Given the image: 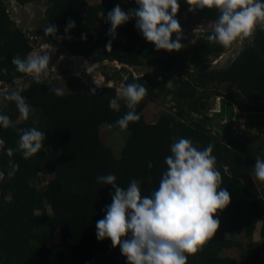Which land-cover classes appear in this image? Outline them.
<instances>
[{"label": "trees", "instance_id": "obj_1", "mask_svg": "<svg viewBox=\"0 0 264 264\" xmlns=\"http://www.w3.org/2000/svg\"><path fill=\"white\" fill-rule=\"evenodd\" d=\"M44 1L47 27L30 34L0 0V90L10 87L0 116V264H90L98 255L97 264H264V194L256 179L264 173V139H242L229 123L196 117L210 97L225 94L229 109L256 115L264 128V0L243 49L207 70L200 65L227 50L224 30L195 37L188 52L168 25L171 12L202 11L226 27L242 21V0L191 7L185 0ZM39 43L96 64L157 71L130 75L133 98L117 86L61 94L56 80L34 75L29 56ZM186 60L196 72L175 76ZM219 85L230 91H209ZM159 99L169 112L149 123L144 111ZM105 125L122 129L120 153L102 139ZM261 221L262 241H253ZM229 249L238 258L223 256Z\"/></svg>", "mask_w": 264, "mask_h": 264}, {"label": "rangeland", "instance_id": "obj_2", "mask_svg": "<svg viewBox=\"0 0 264 264\" xmlns=\"http://www.w3.org/2000/svg\"><path fill=\"white\" fill-rule=\"evenodd\" d=\"M88 1L90 5H98L102 2V0ZM185 1L187 5L191 7L192 3L195 0ZM8 3L9 12L12 16V19L17 20V26L23 28L26 32L34 34L39 28H42L44 26L47 27L48 22L45 21V13L47 12L46 10H48L49 5L44 0H38L26 7L18 6L15 0H8ZM240 6H242V8L244 9L243 19L239 23L231 24V27H224L212 21H207L204 18V14L202 11L192 9H190L186 13H181L180 15L179 13L174 14L171 12V18L168 25L171 29H173L174 32L177 33L180 40L185 41L187 47L186 50L188 52L192 49L195 43V37L201 36L206 31H216L218 29L224 30L223 35L227 46L226 52L222 53L219 56L211 57L209 58V60L207 59L203 64L200 65V68L203 70L219 67L221 68L226 63H230L237 56V54L243 49L245 39H250L253 36L252 34H254V27L257 21V16L259 14V1L242 0ZM142 8L147 11L149 8V4L147 2H144L142 4ZM83 11L87 12V9H83ZM98 28L104 29V26L101 22L99 23ZM115 37L126 42V38L122 33L116 34ZM40 48V50H35V52L32 53L30 57H33V55L38 52L41 57L44 54V56H46L48 60L45 61V59L42 57V63H39L38 65L35 64V70L38 72L35 76L36 78H42L43 80H56V86L58 87L61 94L73 92H89L88 90L93 87L96 81H99V84H104V82L106 81L107 84L103 86L104 88L117 86L120 89L122 95L134 96L136 95L135 87L128 86V88H126V82L128 81L130 75H133L135 79H142L144 76L153 75V73L157 71V69L153 67H147L146 70H135V68L114 62L112 63L110 61L96 64L92 60H89L85 57L74 56L69 52L68 49L60 48L57 45L48 46L45 43L41 44ZM61 51L63 53H61ZM56 59L59 60L60 65L56 63ZM83 59H87L89 61L85 62L83 61ZM56 64L57 72L50 73L56 68ZM49 66H51V68H47ZM195 69V65L191 64L189 60H186L175 69L174 74L177 77L179 75L186 76L189 70H191L192 72H196ZM112 79L116 81L118 80L117 83ZM169 86L173 87V84ZM9 90L10 87H6L0 90V115L4 109L3 96ZM218 90H220V92L224 91V93L230 91L225 85L214 86L209 91H211L212 93V91ZM142 95L146 96L145 93H143ZM223 95L225 94L210 97L208 101L210 104L209 107H207L204 111V115L201 114L196 117L202 118L205 117V115L206 117L210 118L216 117L213 115L214 113H211V111L213 110L212 108H215V103L220 101L218 97H221ZM228 110H230L227 112V118L229 121H232L231 117L233 116L235 117L238 126L242 125V122H247L248 129H250L249 131H251L253 134L263 133L264 128L262 127L261 120L256 115H243L241 113L236 115V113H234V109L231 106L230 109L228 108ZM164 112H169V108L167 104L163 103L161 99L156 100L155 102H151L144 111L145 120L149 123H156L159 115ZM32 115V113H29L27 115V121H31V118H33ZM24 119L25 116H21L19 123H23ZM101 133L103 137L102 139L107 143V145L116 149V153H120V150L123 147L125 141V136L122 132V129H111L105 125L102 127ZM1 146L2 143L0 141V148ZM2 177L3 174L0 171V181L2 180ZM52 178L53 177L51 176H47L45 180L38 182L39 187H45V185H47V183ZM257 184L261 187V191L264 194V173L258 176ZM47 210L49 213L52 212L49 207ZM257 230H261V225H259V227L257 226ZM257 232L258 231H255L254 237L252 238L253 241L261 240L260 237L256 235ZM55 243H60L59 233L57 234ZM234 255L238 258V253ZM101 259L102 256L98 255L90 264H97Z\"/></svg>", "mask_w": 264, "mask_h": 264}, {"label": "crops", "instance_id": "obj_3", "mask_svg": "<svg viewBox=\"0 0 264 264\" xmlns=\"http://www.w3.org/2000/svg\"><path fill=\"white\" fill-rule=\"evenodd\" d=\"M102 3V2H101ZM100 3V4H101ZM38 47H41V44L40 45H37ZM60 48H63L62 46H59ZM41 48H39V49H37V50H40ZM34 52H35V50H34ZM34 52H32V53H34ZM31 53V54H32ZM61 53H63V52H61ZM30 54V55H31ZM42 57L45 59V61L46 60H48L47 59V57L46 56H44V54L42 55ZM42 57H41V55H39V53L38 52H36L34 55H33V57H30L29 56V61L31 62V64H32V66H34L35 67V64H39V63H42ZM57 60V59H56ZM83 61H87V60H85V59H83ZM59 60H57V64L58 65H60L59 63ZM88 62V61H87ZM57 64H56V68L53 70V71H51L50 73H53V72H57ZM34 75H36V74H34ZM219 98V100L220 101H218V102H216L215 103V108L214 109H221L222 111L224 110V111H227L228 110V107H229V104H232L231 102H229L228 100H227V98L223 95V96H219L218 97ZM233 105V104H232ZM233 109H234V113H236V115H238V114H240L241 112H240V110L238 109V107L237 106H234L233 107ZM241 114H243V115H248V113H241ZM221 116H224V118H223V121L225 120L226 121V123H229L230 124V122H232V126H235V128L236 129H238V131L237 132H235L234 134L237 136H241V135H243V134H245V135H250V133H252L251 131H249V130H247V128H246V122H242V125H240V126H238L237 125V121H236V119H235V117H233L232 118V121H229L228 120V118H227V112H226V114L225 115H221ZM228 121H227V120ZM254 136H256V137H258V136H262L263 137V139H264V129H263V133L262 134H254ZM242 137V139H246V137H243V136H241ZM256 177V176H255ZM257 179H258V177H256ZM259 186V185H258ZM260 187V186H259ZM260 190H261V187H260ZM262 224H263V222L261 221V222H259L258 223V227H259V225H261V228H262ZM262 230V229H261ZM261 230L259 231V230H257L256 229V231H258L257 233H256V235L257 236H259L260 237V241H262V237H261ZM258 242V241H257ZM236 253H238V255H239V252H238V250L237 249H229V250H226L225 252H224V255L223 256H230V257H236L237 258V256H235L234 254H236ZM263 256H264V253H263ZM264 258V257H263Z\"/></svg>", "mask_w": 264, "mask_h": 264}, {"label": "built area", "instance_id": "obj_4", "mask_svg": "<svg viewBox=\"0 0 264 264\" xmlns=\"http://www.w3.org/2000/svg\"><path fill=\"white\" fill-rule=\"evenodd\" d=\"M217 61V60H216ZM107 84V82L105 81L104 82V84L103 83H98V81H96L95 83H94V85H93V87H91V94L92 95H95V94H97V93H99L100 92V90L102 89V88H104L103 86L104 85H106ZM211 113H214V114H216V113H221V109H213L212 111H211ZM213 114V115H214Z\"/></svg>", "mask_w": 264, "mask_h": 264}, {"label": "water", "instance_id": "obj_5", "mask_svg": "<svg viewBox=\"0 0 264 264\" xmlns=\"http://www.w3.org/2000/svg\"><path fill=\"white\" fill-rule=\"evenodd\" d=\"M17 84H20V81H18ZM158 91H159V90L157 89V92H158ZM172 98H173V96L170 95V96L168 97V100L170 101ZM5 103H8V98H7V97L5 98ZM200 108H201V109H204V105H203V103L200 104ZM6 111H7V109L4 108V109H3V112L1 113L0 116L4 115ZM223 118H224L223 116H221V117H220V116H217V117H216V123H218V124L221 123V121H222ZM230 124L232 125V122H230Z\"/></svg>", "mask_w": 264, "mask_h": 264}, {"label": "clouds", "instance_id": "obj_6", "mask_svg": "<svg viewBox=\"0 0 264 264\" xmlns=\"http://www.w3.org/2000/svg\"><path fill=\"white\" fill-rule=\"evenodd\" d=\"M40 44H45V43H39V44H37V45H40ZM46 45H48V46H51V45H49V44H46ZM87 60V59H86ZM87 61H89V60H87ZM86 61V62H87ZM122 65V64H121ZM134 75H135V73H134ZM112 81V80H111ZM160 81H161V79H160ZM133 92V91H132ZM129 97H136L135 95L134 96H129ZM212 109H214V108H212ZM221 113H222V110H221ZM221 113H216V114H214V116H220L221 117V115H223V114H221ZM216 117H213V118H215L216 119ZM224 117V116H223ZM227 120V119H226ZM228 121V120H227ZM221 123H226V121L224 120L223 121V119H222V121H221Z\"/></svg>", "mask_w": 264, "mask_h": 264}, {"label": "bare ground", "instance_id": "obj_7", "mask_svg": "<svg viewBox=\"0 0 264 264\" xmlns=\"http://www.w3.org/2000/svg\"><path fill=\"white\" fill-rule=\"evenodd\" d=\"M71 58V57H70ZM59 63V62H58ZM108 70V69H107ZM91 74V73H90ZM90 74H89V76H90ZM113 78H114V76H113ZM116 78V77H115ZM99 79V78H98ZM99 82V81H98Z\"/></svg>", "mask_w": 264, "mask_h": 264}, {"label": "flooded vegetation", "instance_id": "obj_8", "mask_svg": "<svg viewBox=\"0 0 264 264\" xmlns=\"http://www.w3.org/2000/svg\"><path fill=\"white\" fill-rule=\"evenodd\" d=\"M157 90V89H156Z\"/></svg>", "mask_w": 264, "mask_h": 264}]
</instances>
